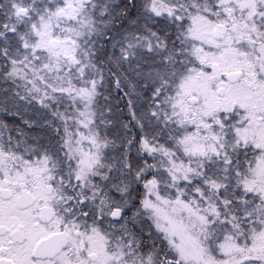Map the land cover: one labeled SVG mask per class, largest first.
Listing matches in <instances>:
<instances>
[{"label":"snow or ice","instance_id":"1","mask_svg":"<svg viewBox=\"0 0 264 264\" xmlns=\"http://www.w3.org/2000/svg\"><path fill=\"white\" fill-rule=\"evenodd\" d=\"M0 264H264V0H0Z\"/></svg>","mask_w":264,"mask_h":264}]
</instances>
